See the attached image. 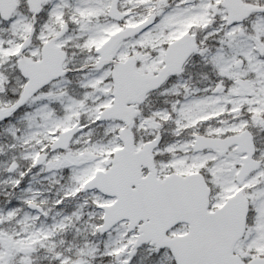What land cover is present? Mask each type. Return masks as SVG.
Listing matches in <instances>:
<instances>
[{
    "label": "snow or ice",
    "instance_id": "snow-or-ice-1",
    "mask_svg": "<svg viewBox=\"0 0 264 264\" xmlns=\"http://www.w3.org/2000/svg\"><path fill=\"white\" fill-rule=\"evenodd\" d=\"M0 264H264V0H0Z\"/></svg>",
    "mask_w": 264,
    "mask_h": 264
}]
</instances>
